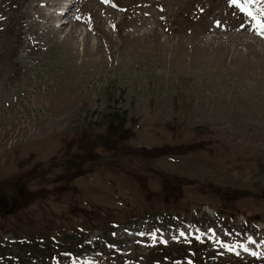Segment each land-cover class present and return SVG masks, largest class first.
<instances>
[{"label": "rangeland", "instance_id": "1", "mask_svg": "<svg viewBox=\"0 0 264 264\" xmlns=\"http://www.w3.org/2000/svg\"><path fill=\"white\" fill-rule=\"evenodd\" d=\"M64 1L0 0V242L264 264V0Z\"/></svg>", "mask_w": 264, "mask_h": 264}, {"label": "trees", "instance_id": "2", "mask_svg": "<svg viewBox=\"0 0 264 264\" xmlns=\"http://www.w3.org/2000/svg\"><path fill=\"white\" fill-rule=\"evenodd\" d=\"M45 242V241H44ZM46 250L45 243L29 239L20 241L15 244L0 243V264H23L25 256L32 257L36 260L37 256ZM50 253L45 257V261L39 258L40 264H48Z\"/></svg>", "mask_w": 264, "mask_h": 264}, {"label": "snow or ice", "instance_id": "3", "mask_svg": "<svg viewBox=\"0 0 264 264\" xmlns=\"http://www.w3.org/2000/svg\"><path fill=\"white\" fill-rule=\"evenodd\" d=\"M232 3L240 6L241 11H245L247 15L252 17L254 20L258 21V18L255 15H253L252 11L248 8V4L255 3V0H245V3L242 6L239 5V0H232ZM256 31L259 35L264 36V24H260L258 22L256 26ZM181 235H183V233H181Z\"/></svg>", "mask_w": 264, "mask_h": 264}, {"label": "water", "instance_id": "4", "mask_svg": "<svg viewBox=\"0 0 264 264\" xmlns=\"http://www.w3.org/2000/svg\"><path fill=\"white\" fill-rule=\"evenodd\" d=\"M16 190H17L16 195H15V197L12 199L11 204H10L8 207H6V206H0V210H1V211H4V212H6V213H11V212L13 211V209H14V207H15V204H16V201H17V199H18V195H19V189H18V187H17Z\"/></svg>", "mask_w": 264, "mask_h": 264}, {"label": "bare ground", "instance_id": "5", "mask_svg": "<svg viewBox=\"0 0 264 264\" xmlns=\"http://www.w3.org/2000/svg\"><path fill=\"white\" fill-rule=\"evenodd\" d=\"M71 7H72V4L70 5V7H69V8H67V10H66V11H64V12H63V14H62V15H59V14H58V16H63V15H65V14H67V12H68V11H70ZM56 13H57V12H56ZM56 13H55V14H56Z\"/></svg>", "mask_w": 264, "mask_h": 264}, {"label": "flooded vegetation", "instance_id": "6", "mask_svg": "<svg viewBox=\"0 0 264 264\" xmlns=\"http://www.w3.org/2000/svg\"><path fill=\"white\" fill-rule=\"evenodd\" d=\"M19 203V202H18ZM0 204H2V202L0 201ZM18 205V204H17ZM19 205H20V203H19Z\"/></svg>", "mask_w": 264, "mask_h": 264}]
</instances>
